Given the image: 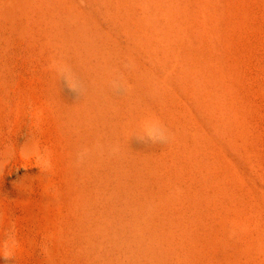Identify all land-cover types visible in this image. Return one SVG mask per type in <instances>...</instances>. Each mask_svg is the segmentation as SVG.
Masks as SVG:
<instances>
[{
	"label": "rangeland",
	"instance_id": "1",
	"mask_svg": "<svg viewBox=\"0 0 264 264\" xmlns=\"http://www.w3.org/2000/svg\"><path fill=\"white\" fill-rule=\"evenodd\" d=\"M134 1L158 80L151 88L130 89L131 78L121 75L100 89L99 47L88 53L77 28L69 29L38 0H22L8 31L0 29V264L84 263L88 248L80 234L91 185L119 199L130 186L148 196L167 191L173 206H162L155 226L163 234L171 227L172 235L156 242L162 264H264V187L259 182L260 189L251 190L247 174L253 172H243L240 138L244 117L254 114V139L264 141V52L255 44L252 67L242 59L240 35L246 5L258 14L256 35L264 44V0ZM57 33L76 37L77 69ZM89 131L101 141L118 133L123 141L130 133L131 147L143 150L134 157L110 153L116 186L104 178L107 163L97 165L100 178L84 166L90 160L77 143ZM119 213L115 229L130 231L122 208Z\"/></svg>",
	"mask_w": 264,
	"mask_h": 264
},
{
	"label": "bare ground",
	"instance_id": "2",
	"mask_svg": "<svg viewBox=\"0 0 264 264\" xmlns=\"http://www.w3.org/2000/svg\"><path fill=\"white\" fill-rule=\"evenodd\" d=\"M21 1L22 0H0V29H2L4 31V33H6L8 31L9 25H10V19H11V17H13L16 14V10H17L18 6L20 5ZM38 1L42 4V6L50 9L52 14H54L58 20L65 23L69 29H73L75 27L77 28V30H78L77 36H79V34H80L82 41H83L82 43L84 44L85 50H87L88 53L94 54L97 51V47H99L98 49L101 52L100 57L98 59V64H99L100 72H101L100 73L101 83H100V85H98L99 88L101 87L102 89L103 88L105 89L107 83L113 77L120 76L119 79H121V75L122 76L126 75L127 77L131 78V81L128 84H126V86L128 85V88H130V89L131 88H141L142 85L146 86L147 88H151V87H154L157 85L156 82L158 80L156 82L154 81L155 65H154V63L150 62V60L148 59V57L150 59H152L150 57V55H148V57H147L148 51L145 52V48L147 47V45L150 46L149 37H148V34L146 32V27L141 26L137 20V15L139 13H137L138 8H137V5H136L134 0H38ZM168 1L170 2V4H173V5L176 2L175 0H168ZM188 4H190V3H188ZM170 7H171V5H170ZM242 10H243L242 11L243 15L241 18V33H240L241 41L243 43V44H241L242 45V59L245 62H250V65L253 64L252 67H254V65L256 64V59L254 61L253 50L257 46L264 52V44L258 41L259 39L257 38V35H256L258 32L257 29H258V25L260 23V20H259V17L257 16L258 15L257 12L254 11L253 9H249L248 6L244 5L242 7ZM179 12H181V11H179ZM106 18H107V22H106ZM60 21H58V22H60ZM141 30L143 32H141ZM181 30H182V28H181ZM54 34H56V33H54ZM58 35L61 36V39L63 40L64 45L66 46V51H67L68 57L70 59L69 64H71L73 66L75 65V67H76L77 66L76 64H78V63H76V61H78V50H77L78 45L74 41L76 39V37H74V39H71L68 37L69 35H67V34L65 35V34L59 33ZM60 36H58V37H60ZM199 40H201V39H199ZM222 41H224L225 44L227 43L226 40H222ZM225 44L223 46H226ZM255 44H256V46H255ZM227 46H228V44H227ZM229 47H230V45H229ZM151 53H152V51L150 52V54ZM222 53H223V58H224L223 64H225V62H226L225 50H223ZM154 56H156L155 53H154ZM57 57H58V55H57ZM262 64H264V62ZM77 67H76V69H77ZM178 68L179 67H177V69ZM173 70H174V68H173ZM77 71L80 72V70H77ZM77 71H75V72H77ZM78 74H80V73H78ZM81 75H82V73H81ZM178 78H179V76H178ZM98 79H99V77H98ZM98 81L99 80H97L96 82H98ZM92 82H95V81H92ZM124 82H125V80H124ZM197 82H199V81H197ZM119 83H120V81H119ZM158 83H160V81ZM57 88H58V86H57ZM93 89H95V88H93ZM158 90H159V88H158ZM100 91H102V90H100ZM125 91H127V90L125 89ZM132 91H134V90H132ZM132 91H131V93H132ZM103 92H104V90H103ZM99 93L101 94V92H99ZM14 94H16V93H14ZM85 94H86V92H85ZM87 94H88V92H87ZM127 94H129V93L127 92ZM103 96H105V94ZM85 97H87V96H85ZM85 97H83V98H85ZM108 98L111 100L112 98H114V96H112V98L111 97H108ZM131 98H132V94H131ZM115 100H116V98H115ZM116 102H117V100H116ZM86 104L87 103H85L84 105H86ZM122 104H123V102L120 105H122ZM231 104H233V103H231ZM81 106H82V104H81ZM77 107H79V106L77 105ZM122 107H124V106H122ZM106 108H108V107H106ZM244 118L245 119H243L242 128H244L245 132L243 131V137L240 136L241 141H242L241 142V156H242V160H243V164H244L242 166V168H243V172L245 171L244 170L245 168H249V170L251 172H253V174L250 173L251 175H249L247 173L246 174L251 179L249 181H252L251 190H256V188L260 189L259 185H258L260 183L264 187V169L262 167L264 165V141L262 139H261V141L260 140L255 141V139H254V136H255L254 131H255V128H257V126L259 124V121H258V119L255 118V115L254 114L247 115ZM127 122H126V124H128ZM105 123H106V121H105ZM136 125H138V123ZM136 125H133V126H136ZM145 126L147 129L148 128L147 125H145ZM93 129L91 131H93ZM96 129L97 128H95V130ZM125 129H123V130H125ZM134 129L131 131H134ZM248 129H250V132H248ZM95 130L93 132H95ZM82 131H83V129H82ZM84 131H85V129H84ZM98 131H96L97 134H98ZM81 133L82 132L80 131V136H83ZM89 133H91V132L90 131L87 132L84 140L77 143L78 144L77 146L79 149L87 151L86 157L90 160V162L87 159H84V160H86V162L88 161L87 164L85 163L86 165H84V166H86V168H87L86 170L96 173L97 178H100L99 176H97L98 175L97 171L99 172L100 167H101V166L98 167L99 166L98 163H101V165H102L104 163L109 162L111 154H113V155L117 154V156L121 155V156H126V157L127 156L134 157V151L138 148V147H136V149H134L131 147V144H130V141L128 138L130 133L128 135L125 134L124 137L123 136L121 137V139H123V141H120V139L118 140L117 135H119V133L116 135V137L113 140H103V141H101L102 140L101 137H100L101 138V140H100L97 137V135L94 136L95 135L94 133H91V134H89ZM252 133H253V135H252ZM92 134H94V135H92ZM134 134H132V136ZM240 134H241V132H240ZM78 138H80V137H78ZM82 138H81V140H82ZM174 141H175V139H174ZM73 146H75V145H73ZM142 148H143V146H142ZM138 151L140 152L143 150H138ZM144 152H147L146 149ZM153 152L154 151H152V153ZM151 154H150V156L155 155V153H154V155H151ZM135 156H137V155H135ZM203 156H204V154H203ZM209 156H211V160H212L210 164L213 165V163L215 161L214 160L215 157H214L213 153H210V155H208V157ZM86 157H84V158H86ZM73 159H74V157H73ZM142 159L144 160V158H142ZM165 159H166V157H165ZM68 160L70 161V157ZM118 160H120V159H118ZM157 160H159V158ZM157 160H156V162H157ZM160 160H162L161 157H160ZM133 161H135V160H133ZM146 162H148V160ZM164 165H166V162H164L163 166ZM137 166H139V165H137ZM147 166H148V164H147ZM151 166H153V165H151ZM149 168H151V167H149ZM154 168H156V167H154ZM113 169H114L113 166L108 164V166L104 169V171H105L104 172V174H105L104 178L111 181V184L115 183V186H116L117 185L116 178H114V177L112 178L110 176V172ZM145 170H147V169H145ZM153 171L151 170L150 173ZM143 172L144 171H142V173ZM146 172H147L146 175H148V171H146ZM75 173L77 174L78 172L76 171ZM72 174L73 173L71 172V176H72ZM246 174L243 173V182L244 183L246 181ZM68 176L70 178V175H68ZM157 176H159V175H157ZM92 177H93V174H92ZM70 180H71V178H70ZM144 180H145V178H144ZM162 180L163 179H161V181ZM88 181H89L88 184H90L91 179H89ZM150 181H147V182L149 183ZM152 181H154V180H152ZM163 186H165V185H162L161 187L164 188ZM171 186H175V185L171 184ZM176 186L172 187V189L174 190V188H176ZM88 187H86L87 192L85 193L87 196V200H86L87 201V207H86V209L83 208V209H85L84 220L86 222V227L82 231V225H84L85 224L84 223L81 225V229H80L82 231V233L80 232L81 233L80 236L82 235L81 238H83V243L86 246V248H88V251H87L88 253L84 257L85 258L84 263L81 261V264H147L146 263L147 259L152 264H159V263L162 264V261L159 259L160 257L158 258L159 254L156 255V253H155V251L159 249L156 242L158 240H162L163 238L167 237L168 234L172 235V233H170L171 227L168 225V233L163 234L160 231H158V229H156L155 226H156L157 220L161 217V216H159V214L164 208L162 206H165V208H167L169 206L168 209H170V206H173V205H169L170 202L167 203L168 201H170V200H168L169 195H167V191H166V194L164 193L163 196H160V194L158 196H155V195L154 196H148V195H143L137 191H134L133 189H131L132 186H130V188H125L126 197L123 199H119V197L116 196V194H114V193L109 194L107 192L93 188L94 185L93 186L91 185L92 190H91V188L88 189ZM83 188H84V186H83ZM261 189H262V187H261ZM83 192H85V191H83ZM179 194L176 196H179ZM75 195H78V194H75ZM171 195H172V193H171ZM258 195L260 196V194H258ZM176 196H174V197L176 198ZM173 199L174 198H172V200ZM174 202H175V200L173 201V203ZM251 206H253V205H251ZM120 208L123 209V213H125L124 215H126V221L128 223L127 225L130 228L132 227V229L130 231H121L120 232V231H117L114 227L117 222L121 221V214L119 213ZM253 208L251 210H253ZM257 210H259V209H257ZM169 212H171V211H169ZM172 212H173V210H172ZM171 213H170V215H171ZM188 213H190V212H188ZM186 214H187V212H186ZM76 220L77 221L75 223L79 222L78 218H76ZM79 225H80V223H79ZM79 225L76 226V228L78 229V231L76 230L77 233L80 231ZM219 229L220 228H218V230ZM261 231H262V238H264V225H263ZM80 242H82V239L80 240ZM82 249H83V247H82ZM169 254H170V252H169ZM171 254H172V252H171ZM96 258H98L99 261H96V263H95L94 261ZM164 263L167 264L168 262H164Z\"/></svg>",
	"mask_w": 264,
	"mask_h": 264
}]
</instances>
